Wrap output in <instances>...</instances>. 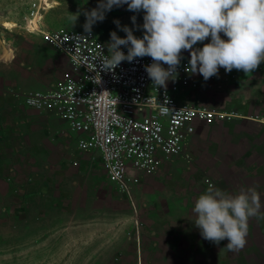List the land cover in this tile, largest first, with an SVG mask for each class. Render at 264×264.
<instances>
[{
  "label": "crops",
  "instance_id": "0c3cea01",
  "mask_svg": "<svg viewBox=\"0 0 264 264\" xmlns=\"http://www.w3.org/2000/svg\"><path fill=\"white\" fill-rule=\"evenodd\" d=\"M54 1L75 3L73 0ZM84 2L98 4V0ZM107 14L109 19L128 16L130 20L136 15L137 24L142 25L144 22L142 12H130L126 5L114 8ZM129 27L134 26L131 24ZM94 33L100 38V33ZM139 33L143 31H134V35ZM37 36L40 37L39 34ZM118 36L126 37V34L119 30ZM20 43L22 47H27V52L25 50L22 54L20 62L15 61L18 65L14 66L12 73L9 72V79L5 83L0 82V181L12 187L17 194L11 207L15 212H22L24 220L18 226L26 228V237L32 238L33 243L40 241L36 238L41 236L43 229L48 228L54 234L57 224L70 219L77 221L76 235L89 241L99 234L100 229L103 232L111 230L110 201L113 185L101 166L99 153L80 151L77 148V137L68 132L62 120L48 112L27 109L21 100L9 93L10 90L18 93L48 90L54 82L53 76L59 77L68 69L66 56L45 44L41 37L23 35ZM14 53L16 54V49ZM225 75L219 73L222 86L228 84L224 79L230 77ZM235 75L241 83L231 85L230 95H180L178 100L194 105L207 103L223 106L225 110L238 111L242 118L225 124L197 123L195 133L189 139V160L176 157L166 161L155 176H143L136 191H147L143 189L146 185L148 191L155 194L158 192L156 195L161 201L164 200L160 197L163 195L165 199L174 194L181 195L183 189L189 188L185 183L190 182L193 190L196 183L191 182V177L187 179L189 172L182 171L178 174L179 169L189 166V171L193 169L206 174L214 173L216 166L228 164V161L231 165L222 168L226 172V179L233 177L228 184L231 183L235 194L249 187L243 180L252 177L255 165H264V127L258 120H254L255 117L264 119V71L255 70L253 73ZM196 163H199L198 168ZM258 168L259 166L254 171H258ZM161 183L169 185L163 186ZM218 188L224 190L223 185ZM98 213L102 216L101 224L94 222L99 217ZM49 217L50 222L44 220ZM104 219H107L106 222ZM152 232L155 246L163 232ZM178 236L179 240H184L181 239L183 234L177 235L175 239ZM166 239L163 243H175L173 233L166 236ZM193 243L187 251L180 248L174 250L168 246L167 252L173 258L186 252V261L197 264L194 261L201 260L202 250L197 246V238Z\"/></svg>",
  "mask_w": 264,
  "mask_h": 264
},
{
  "label": "rangeland",
  "instance_id": "374dc122",
  "mask_svg": "<svg viewBox=\"0 0 264 264\" xmlns=\"http://www.w3.org/2000/svg\"><path fill=\"white\" fill-rule=\"evenodd\" d=\"M29 1L32 0H0V82L2 83L9 79V72L12 73L14 66L18 65L15 61L20 62L22 54L25 53V50L26 52L28 50L27 47H22L20 38L23 35L41 37L37 36V33L28 32L29 27L27 28L23 20L25 6ZM73 1L75 3H57L54 8L46 11L39 22V26L49 31L60 29L84 30L85 16L81 14L77 17V13H80L83 9L90 11L97 5L84 2L87 0ZM127 17L120 19H109L106 17L103 22H98L94 25L92 31L100 33L102 41L109 42L111 32L116 31L117 35L119 34L114 21L118 20L121 25L130 26L132 21ZM4 22H13L15 27L5 29L2 27ZM221 35L222 38L227 39L223 37V34ZM208 42L210 41H205L204 43ZM203 46V44H198L194 47L202 48ZM15 49L16 54L14 53ZM8 50L12 52L10 63L8 62L9 60H5L3 57L4 52ZM184 56L190 61L189 51H184ZM233 71V73H226L224 69L219 70V73L230 75L232 78L228 84H223V86L220 84L219 75L218 77H212L208 81H205L201 75H192L195 89L191 94L230 95L231 85L241 83L235 74L244 73L235 69ZM256 71H264V62L260 64ZM204 104L217 110L229 111L223 109V106ZM231 122L232 120L216 121L213 124ZM225 153L227 152L225 151ZM206 154L204 153V155ZM227 163L222 164V166L231 165L229 161ZM196 164V168H198L199 163ZM206 165L211 167L210 163ZM222 166H216L215 174L212 172H207L206 174L204 171L197 172V170L194 171L193 169L189 171V166L179 169L178 174H181L182 171L189 172L187 179L191 177V182L196 183L194 190L191 189L190 182L185 183L189 188L188 190L186 188L183 189L184 194H174L175 197L166 199L163 195L160 196L163 197L161 199H164L162 201L156 195L158 192L155 194L148 191L146 185L143 186V189L147 191L143 192L136 191L138 185L133 188L132 203L117 193L115 188L111 186V230L103 232L100 229L99 234L92 237L89 241H86V238L81 235H76L77 221L70 219L59 223V225L57 224L58 228H55L54 234L48 228L43 229L41 236L36 238L40 239V241L37 244L33 243L32 238L26 237V228L20 227L22 225L21 222L24 220L22 212H15L11 207L13 205L12 202L16 201L17 194L14 193L12 187L0 181V264H193L192 262L188 263L190 261H186V252L181 255H175L173 258L172 254L167 252V247L174 248V250L175 248H180L187 251L188 247L194 244L193 241L196 238L197 246L202 250L201 260H197L201 264H264V219L250 218L249 231L246 237L247 243L239 252H229L225 249L228 243L227 240L222 241L219 246L204 240L200 235V230L194 225L193 208L195 201L200 194L205 192L209 183L217 188L223 185L224 191L235 194L231 183L228 184L233 177L226 179V172ZM257 166H259L258 171H254ZM193 168L195 167L193 166ZM255 168L251 173L252 177L248 180H243V183L247 187H255L257 189L261 199V211L264 212V165L257 164ZM159 171L160 169L155 174L147 177H153ZM181 179L183 181L182 177ZM187 179L185 182H187ZM198 181L199 183H197ZM205 181H208V183H205ZM161 184L163 186L169 185L168 183ZM195 190L196 192H194ZM68 206L71 205L68 204ZM100 206L101 204H99ZM187 207H192V209L190 210ZM97 216L100 218L97 217L98 219H95L94 222L101 224L103 222L102 216L99 213ZM44 220L50 222V217ZM104 220L106 222L107 219ZM15 225L17 226L13 228ZM136 226L138 234H136ZM154 230L158 234H160V231L163 232L162 237L160 236L159 238L160 241L158 240L159 242L155 243V246L152 239V231ZM171 233L174 234L173 242L175 243H163V241L167 240L166 236ZM182 234L184 237L181 239L184 240H179V236L178 239H175L177 235Z\"/></svg>",
  "mask_w": 264,
  "mask_h": 264
},
{
  "label": "built area",
  "instance_id": "2783aa9c",
  "mask_svg": "<svg viewBox=\"0 0 264 264\" xmlns=\"http://www.w3.org/2000/svg\"><path fill=\"white\" fill-rule=\"evenodd\" d=\"M48 6L44 0L26 3L23 20L27 28L31 20L52 9ZM32 33L65 55L68 69L59 77L53 76L48 90L9 93L27 109L48 112L62 120L68 132L77 137L80 151L98 152L108 181L131 203L133 188L143 176L155 174L172 158L189 160V139L197 123L210 125L242 118L233 110L178 100L180 95H192L195 89L192 74L186 71L189 60L184 52L176 79L166 88H157L144 68L153 62L151 57L124 61L114 71H105L102 62L108 54V42L93 31L40 27ZM135 36L142 38L143 33ZM122 50L127 54V48ZM231 79L227 77L224 82ZM254 120L264 127V119ZM135 230L138 234L137 226Z\"/></svg>",
  "mask_w": 264,
  "mask_h": 264
},
{
  "label": "clouds",
  "instance_id": "9594fccd",
  "mask_svg": "<svg viewBox=\"0 0 264 264\" xmlns=\"http://www.w3.org/2000/svg\"><path fill=\"white\" fill-rule=\"evenodd\" d=\"M125 5L130 12H142L144 22L137 24L136 15L131 17L134 27L114 21L126 37L110 33L102 62L105 71H114L124 61L151 57L153 62L144 66L145 71L154 86L166 88L176 79L184 51L191 56L186 71L205 81L218 77L221 68L226 73L235 69L249 74L264 62V0H98L97 7L76 16H85L83 27L91 34L107 13ZM140 30L142 38L134 35ZM198 44L204 46L194 47ZM122 48H127V54ZM261 207L255 187L234 195L209 183L195 201L194 225L204 240L217 246L227 240L225 249L239 252L247 243L250 218L264 219Z\"/></svg>",
  "mask_w": 264,
  "mask_h": 264
},
{
  "label": "bare ground",
  "instance_id": "6f19581e",
  "mask_svg": "<svg viewBox=\"0 0 264 264\" xmlns=\"http://www.w3.org/2000/svg\"><path fill=\"white\" fill-rule=\"evenodd\" d=\"M44 1H45V3L47 5H49L48 7H50V8H54V6L57 5V2H55L54 0H44ZM40 19L41 18L37 17L34 20H31L29 22V32H35L36 30L40 29V26H39V23H38ZM2 27L5 28V29H11V28L15 27V24L13 22H4L2 24ZM3 57H4L5 60L12 59L11 50L5 51Z\"/></svg>",
  "mask_w": 264,
  "mask_h": 264
},
{
  "label": "trees",
  "instance_id": "16d2710c",
  "mask_svg": "<svg viewBox=\"0 0 264 264\" xmlns=\"http://www.w3.org/2000/svg\"><path fill=\"white\" fill-rule=\"evenodd\" d=\"M194 262H196L197 264L199 263L198 261H194Z\"/></svg>",
  "mask_w": 264,
  "mask_h": 264
}]
</instances>
